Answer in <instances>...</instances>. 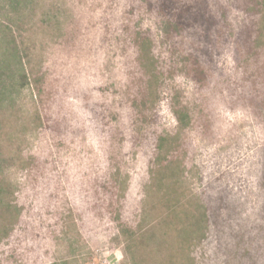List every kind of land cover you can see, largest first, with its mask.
Segmentation results:
<instances>
[{
	"label": "rangeland",
	"instance_id": "rangeland-1",
	"mask_svg": "<svg viewBox=\"0 0 264 264\" xmlns=\"http://www.w3.org/2000/svg\"><path fill=\"white\" fill-rule=\"evenodd\" d=\"M212 2L226 9L229 33L248 23L249 0ZM158 7L159 0H35L18 33L30 85L0 135V191L12 206L0 205V264H250L247 243L262 260L264 71L255 89L243 81L236 44L227 42L209 85L176 73L181 58H170ZM139 33L152 42L147 59ZM180 105L193 117L184 129ZM178 132L184 177L172 201H182L169 220V201L145 185L157 138ZM226 191L223 216L231 218L218 236L212 228L190 252L166 236L198 199ZM120 223L143 230L132 250ZM231 227L239 247L231 246ZM220 239L231 248L218 249Z\"/></svg>",
	"mask_w": 264,
	"mask_h": 264
},
{
	"label": "trees",
	"instance_id": "trees-1",
	"mask_svg": "<svg viewBox=\"0 0 264 264\" xmlns=\"http://www.w3.org/2000/svg\"><path fill=\"white\" fill-rule=\"evenodd\" d=\"M249 1L253 5L247 8L248 23H243L237 31L231 34L226 26L228 19L226 9L223 7L215 9V3L212 0H159V12L166 17L164 21L166 49L170 58H181L174 66L173 71L176 73L178 70L183 71L199 83L200 87L207 86L216 75L217 59L222 54L223 47L227 42H233L236 44L237 58L240 57L241 69L245 74L242 80L251 82L254 89L257 88L255 79L258 73L264 71V61L262 60L264 53V0ZM34 3L35 0H0V135L3 131L4 115L16 108L24 90L30 85V77L25 67L18 33L25 19L31 13ZM138 37V45H143L144 50L146 49L147 59L152 51L151 39L140 33ZM151 67L153 79H159L157 67H153V65ZM236 89L238 87H235L234 91ZM234 91L233 94L236 93ZM255 92H258V89ZM261 102L264 104V98ZM174 111L181 124V129L188 127L193 119L191 110L180 105ZM184 145L185 141L181 139L180 132L162 134L157 138L154 156L149 161V181L145 185L146 192L152 195L151 197L169 201L166 208V218L169 220L177 219L176 209L182 201L179 199L175 203L172 199H175L174 196L182 186L184 168L181 158L182 153L186 152ZM3 167L4 161L0 151V176L3 175ZM3 194V191H0V205L12 207L6 202L7 198ZM183 196L185 199L189 197L185 194ZM228 199H230V194L227 191L216 196L210 195L203 201L198 199V204L193 206V210L187 212L188 215L186 214L187 217L182 223L170 222L172 227H168L166 236L170 237L169 235H171L172 238L182 239L183 242L179 244V247L187 249L188 252L196 247L197 241L205 242L212 228L218 236V230L224 231L223 227L229 225L228 221L231 218L223 216V211H227L230 207ZM115 209L118 217H121L123 206L119 203ZM147 214L149 212L145 208V215ZM190 214H194L193 219L189 218ZM170 223L167 224L170 225ZM140 224L139 226H141ZM120 229L126 236L127 242H129L128 248L131 250L137 245L136 241L142 240L138 236L143 232L142 229L137 230L140 231L139 233L132 230L126 223H120ZM233 230H235L234 227H231L230 234L234 238V243L231 246L234 248L235 244L239 247L243 240ZM153 239L155 238L153 237ZM249 242H253L251 238H249ZM159 245L163 250V245ZM246 245L243 254L245 253V256L250 259V264H258L259 257L255 256L252 245L250 248H248V243ZM169 247L168 244L167 249L170 250ZM222 247L227 250L231 248L220 239L217 248ZM262 254L263 251H261L260 257ZM174 255L175 253H171V256ZM263 257L264 255L260 264H264ZM237 261L240 263L239 260Z\"/></svg>",
	"mask_w": 264,
	"mask_h": 264
}]
</instances>
